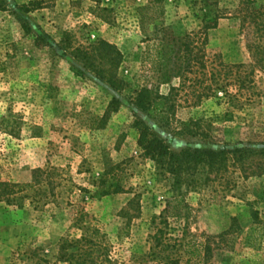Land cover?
Returning <instances> with one entry per match:
<instances>
[{
    "label": "rangeland",
    "instance_id": "obj_1",
    "mask_svg": "<svg viewBox=\"0 0 264 264\" xmlns=\"http://www.w3.org/2000/svg\"><path fill=\"white\" fill-rule=\"evenodd\" d=\"M84 260L264 264V0H0V264Z\"/></svg>",
    "mask_w": 264,
    "mask_h": 264
},
{
    "label": "trees",
    "instance_id": "obj_2",
    "mask_svg": "<svg viewBox=\"0 0 264 264\" xmlns=\"http://www.w3.org/2000/svg\"><path fill=\"white\" fill-rule=\"evenodd\" d=\"M33 5V8H36L39 4L38 1H34L30 3ZM24 9L29 11L28 6H24ZM167 98L164 96H157L152 97L151 93H149L148 90H142L138 92L136 98L132 101V104L134 105L135 113L138 111H148L149 113L154 112L155 110H158L162 105H164V101ZM116 100L113 101L112 106ZM137 127L140 129V144L148 143V152L152 154L153 157H155L157 160L164 161L165 158H167L170 161V165L174 167V165L177 163L179 166L195 162L196 164L202 163V162H209L212 161L215 157L219 156L220 154H226V150H213V149H185L181 152H173L170 150V148L167 146L165 141L157 136L154 135L153 138H149V127L147 125H141V121L136 122ZM235 152H241L242 149H235ZM233 151V152H234ZM87 242L92 245V248L95 247V242L93 240H89L88 238H82L81 240H78L77 243L81 242ZM101 247L97 249L99 250ZM87 252V251H86ZM92 252V251H91ZM105 256L107 257V254L105 253ZM108 259V258H106ZM112 262V260H106ZM86 264V260H84L83 263ZM89 264H93V261H90Z\"/></svg>",
    "mask_w": 264,
    "mask_h": 264
}]
</instances>
